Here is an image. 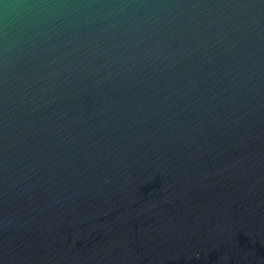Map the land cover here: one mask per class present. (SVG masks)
Returning <instances> with one entry per match:
<instances>
[{"label":"water","instance_id":"obj_1","mask_svg":"<svg viewBox=\"0 0 264 264\" xmlns=\"http://www.w3.org/2000/svg\"><path fill=\"white\" fill-rule=\"evenodd\" d=\"M0 264H264V0H0Z\"/></svg>","mask_w":264,"mask_h":264}]
</instances>
